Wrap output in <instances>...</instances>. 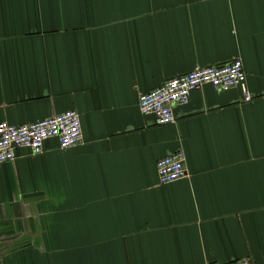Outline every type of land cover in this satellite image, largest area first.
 <instances>
[{
  "label": "crops",
  "instance_id": "1",
  "mask_svg": "<svg viewBox=\"0 0 264 264\" xmlns=\"http://www.w3.org/2000/svg\"><path fill=\"white\" fill-rule=\"evenodd\" d=\"M240 59L246 92L204 86L175 123L139 96ZM264 0H0V123L75 111L0 166V264H264ZM185 155L160 185L157 161Z\"/></svg>",
  "mask_w": 264,
  "mask_h": 264
},
{
  "label": "built area",
  "instance_id": "2",
  "mask_svg": "<svg viewBox=\"0 0 264 264\" xmlns=\"http://www.w3.org/2000/svg\"><path fill=\"white\" fill-rule=\"evenodd\" d=\"M240 59L225 64L201 67L195 66L184 74L173 77L157 88L139 96V109L143 116H151L157 126L174 124V108L185 106L190 94L204 86H211L220 92L240 88L247 104L253 97L245 87V73ZM264 106V95L260 97ZM80 117L75 111L53 115L31 124L13 126L0 123V166L16 159L17 149H27L36 156L43 151L47 140H57L61 150L80 145L83 141ZM185 155L176 152L157 161V176L160 185H168L187 176ZM231 264H249L240 261Z\"/></svg>",
  "mask_w": 264,
  "mask_h": 264
}]
</instances>
